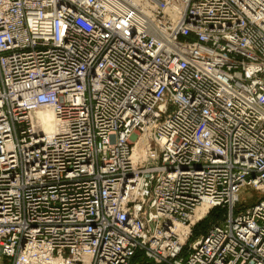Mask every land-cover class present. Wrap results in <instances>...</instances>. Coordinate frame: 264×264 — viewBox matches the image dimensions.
<instances>
[{
  "label": "built area",
  "instance_id": "obj_1",
  "mask_svg": "<svg viewBox=\"0 0 264 264\" xmlns=\"http://www.w3.org/2000/svg\"><path fill=\"white\" fill-rule=\"evenodd\" d=\"M244 187L264 0H0V264H264Z\"/></svg>",
  "mask_w": 264,
  "mask_h": 264
},
{
  "label": "rangeland",
  "instance_id": "obj_2",
  "mask_svg": "<svg viewBox=\"0 0 264 264\" xmlns=\"http://www.w3.org/2000/svg\"><path fill=\"white\" fill-rule=\"evenodd\" d=\"M239 198H240V204H241L240 206L249 207L251 205L256 204L259 198H264V195H261L260 193L254 192L250 188L244 187L240 191ZM216 211L218 212L220 210H216ZM215 218H216V216L213 215L212 219L206 218L205 220H203L201 223H203L205 221L207 222L205 231H203V233H198L199 235H197L195 237H194V235H192L193 236L192 238L195 239V238H198L199 236H201L202 234H204L206 232V230L209 228V226L211 225V223L217 221V219H215ZM194 229H196V227ZM136 256H139V257L134 262L132 260V264H156L153 261L145 259L144 256H142L140 254H137Z\"/></svg>",
  "mask_w": 264,
  "mask_h": 264
},
{
  "label": "bare ground",
  "instance_id": "obj_3",
  "mask_svg": "<svg viewBox=\"0 0 264 264\" xmlns=\"http://www.w3.org/2000/svg\"><path fill=\"white\" fill-rule=\"evenodd\" d=\"M135 4L139 3L140 0H129ZM40 119L43 122L44 131L48 134L52 133L55 129L54 115L51 111H45L39 114ZM142 150V144L139 143L135 148L136 155H139Z\"/></svg>",
  "mask_w": 264,
  "mask_h": 264
},
{
  "label": "trees",
  "instance_id": "obj_4",
  "mask_svg": "<svg viewBox=\"0 0 264 264\" xmlns=\"http://www.w3.org/2000/svg\"><path fill=\"white\" fill-rule=\"evenodd\" d=\"M219 212V211H218ZM217 211H213L209 216H208V219H212V217H213V215H215L216 216V218L215 219H217V213H218ZM214 219V220H215ZM213 220V221H214ZM206 221L205 222H203V223H200V224H198L197 226H196V229H194L193 230V235H194V237L195 236H197V235H199L198 233H203V231H205V228H206ZM139 256H135L134 258H133V262L138 258Z\"/></svg>",
  "mask_w": 264,
  "mask_h": 264
}]
</instances>
